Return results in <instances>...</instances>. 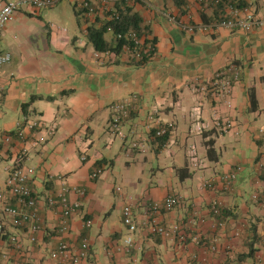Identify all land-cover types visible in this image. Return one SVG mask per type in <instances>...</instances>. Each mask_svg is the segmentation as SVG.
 <instances>
[{
    "label": "crops",
    "instance_id": "crops-1",
    "mask_svg": "<svg viewBox=\"0 0 264 264\" xmlns=\"http://www.w3.org/2000/svg\"><path fill=\"white\" fill-rule=\"evenodd\" d=\"M6 1L18 0L0 3ZM185 2L183 10L172 0L128 2L142 16L155 43L154 57L142 66L131 62L128 48L116 57L97 53L90 42V30L104 26L117 0H96L94 14L66 0L47 9L24 7L7 24L0 52L10 53L12 59L0 66L4 89L0 192L6 191L23 146L15 138L6 142V137L14 136L27 121L37 122L39 128L26 133L42 137L44 143L31 149L22 162L34 171L30 186L39 201L42 230L37 244L31 245L22 235L33 264H60L50 258L60 242L79 247L85 240L90 257L82 264H264V142L258 136L264 127V23L249 33L203 31L202 25L219 19V11L202 7L198 0ZM229 3L254 8L264 19V0ZM105 39L112 42L114 36L107 33ZM235 62L241 79L233 88V108L204 96L200 115L209 129L206 135H197L193 108L200 101L195 85L211 81ZM251 88L256 92V110L251 108ZM129 99H135V108L120 129L127 137L123 140L110 131L112 106ZM154 110L163 123L174 125L164 139L145 132ZM214 114L231 115L236 128L215 133ZM137 135L149 136L145 153L129 150ZM209 140L215 143L212 159L205 146ZM191 146L197 148L203 166L193 167L188 157ZM137 167L142 172H135ZM237 168L241 170L235 184L225 189L222 177ZM96 169L102 174L92 180ZM178 169L187 170L189 176L182 180ZM144 170L150 175L146 183ZM205 181L212 187L204 188ZM79 187L85 189L84 197L69 192L67 198L80 203V210L72 217L69 232L61 234L62 208H50L47 201L58 198L63 189ZM169 196L179 198L180 205L154 214L152 204ZM213 202L227 211L221 222L211 212ZM127 206L138 224L134 234L123 223ZM155 222L165 229L177 226L178 232L169 237L154 234ZM129 236L132 247L125 244ZM252 244L254 258L249 257ZM3 251L13 253L8 239L0 242Z\"/></svg>",
    "mask_w": 264,
    "mask_h": 264
},
{
    "label": "built area",
    "instance_id": "built-area-1",
    "mask_svg": "<svg viewBox=\"0 0 264 264\" xmlns=\"http://www.w3.org/2000/svg\"><path fill=\"white\" fill-rule=\"evenodd\" d=\"M64 0H18V1H6L0 3V42L3 37L7 24L13 19L15 14L22 10L24 7L34 8L37 10L52 8L58 3ZM73 4L83 8L89 14L95 13L94 4L96 0H66ZM198 2L204 8L209 6L219 7L223 5V8L219 11V19L209 24L202 25L200 28L203 31H213L215 29H226L231 32L244 31L246 33L252 32L256 28L263 25V17L254 9L249 7L236 8L232 3L226 0H198ZM120 37V36H119ZM130 37L135 41L136 45L142 47L144 40L138 38L136 34H131ZM153 49L151 47L142 48V55L138 58L146 57L152 59ZM133 55V54H132ZM98 56V54L96 55ZM12 59L10 53L0 52V66L8 64ZM241 79L240 67L236 64H229L226 69H223L217 73V75L208 82L198 83L195 85V93L199 96V103L193 108L194 127L193 130L197 135H203L209 125L203 121L201 114L202 102L204 96L211 97L216 103H224L228 109L233 108V88L234 85ZM3 88L0 87V104ZM135 99L125 100L116 103L112 106V117L110 122V131L112 134L119 135L121 139L126 140V135L121 134L120 129L123 124L131 118L134 111ZM214 126L220 133H229L236 128L237 123L231 115L220 116L214 114ZM37 122L27 121L23 127H21L14 136H7L6 142H11L12 138L19 140L22 143L21 149L18 151L14 166L9 172L7 180L6 191L0 192V242L9 240L13 253L8 251L0 252V264H33L28 250L23 244V236H26V240L31 244H37V235L41 232V224L39 218L38 209V196L36 192L30 186L31 175L34 173L33 169H26L22 166V162L28 156L31 149L38 147L41 143H44L42 137L28 136L26 131H34L39 128ZM147 135L152 138H163L170 134L174 130L172 123H163L157 111H152L147 118V123L144 127ZM258 136L264 142V127L258 130ZM149 137V136H147ZM137 135L135 139L130 142L129 150H137L141 153L147 151L150 139ZM188 157L193 167L198 168L204 165L203 159L200 158L198 150L195 146H191ZM81 160L87 161L86 155H82ZM240 168H237L231 174L224 175L222 181L225 189L230 190L237 180ZM102 174V170L96 169L91 174V179L96 180ZM204 188H211V182L205 181ZM121 191L120 188L117 189ZM69 192H75L81 197L86 194L83 188L63 189L60 196L56 199L50 198L47 204L50 208L60 207L62 208V222L58 231L61 234H67L70 230V221L72 217L79 212L81 204L72 203L67 198ZM256 199V196L254 197ZM180 205V200L177 197L169 196L160 203H153L151 211L154 214L168 213L173 211ZM211 212L214 215L219 214L220 206L217 202H213L211 206ZM10 219L11 224H8L6 219ZM123 223L127 227L130 234H134L138 231V224L135 220L131 207L127 206L123 209ZM10 225V231H9ZM87 226H91V222H87ZM151 232L154 234H160L165 237L177 234L178 227H172L165 229L164 227L156 225L151 228ZM185 239L184 236L181 240ZM126 246L132 247L134 240L132 236H129L125 241ZM90 257V245L87 240L83 241L79 247H74L66 242H60L57 251L50 253V258L58 261L60 264H82L87 262Z\"/></svg>",
    "mask_w": 264,
    "mask_h": 264
},
{
    "label": "trees",
    "instance_id": "trees-1",
    "mask_svg": "<svg viewBox=\"0 0 264 264\" xmlns=\"http://www.w3.org/2000/svg\"><path fill=\"white\" fill-rule=\"evenodd\" d=\"M131 0H117V3L113 10H111L107 14V21L104 23V26L101 29H91L89 32V39L92 43L93 47L95 48L97 53L100 54H113L116 57H119L122 52L128 48L131 51L132 55V63L136 66H142L148 63L150 59H147L146 57L138 58L139 55H142V48L151 47L153 49L152 58L154 57L156 53L155 43L153 40L150 39V29L148 26L144 25V20L142 16L135 12L133 7L128 3ZM174 4L181 10H183L186 6L185 0H172ZM229 2V0H226ZM76 7H79L78 5L74 4ZM217 11H220L223 8V5H220L219 7H216ZM83 11L87 13L86 10L80 7ZM107 33H112L114 36V40L112 42H108L105 39V35ZM136 34L138 38L144 40V44L142 47H139L136 45L135 41L130 37L131 34ZM120 36V37H119ZM238 65L236 62L233 63ZM239 66V65H238ZM228 66L224 67L223 69H226ZM222 69V70H223ZM249 97L251 102V108L253 110H256V107L258 105L256 92L254 88H251L249 91ZM25 110H26V106ZM215 133H220L215 128ZM224 134V133H221ZM206 135L203 134V136ZM167 135L163 138H166ZM214 141L209 140L205 143V146L207 148V155L210 159H212V155L214 153ZM177 173L179 176L181 175V179L184 180L189 176L188 171L185 169H178ZM186 173V176H185ZM264 180V176H263ZM213 214V212H212ZM214 215V214H213ZM216 220L219 222L223 221L225 217H228L227 211L220 210L219 214L214 215ZM255 241L253 242V244ZM251 246L249 257L254 258L256 250L254 249V246Z\"/></svg>",
    "mask_w": 264,
    "mask_h": 264
},
{
    "label": "rangeland",
    "instance_id": "rangeland-1",
    "mask_svg": "<svg viewBox=\"0 0 264 264\" xmlns=\"http://www.w3.org/2000/svg\"><path fill=\"white\" fill-rule=\"evenodd\" d=\"M190 150V149H189ZM164 162H165V160H164ZM145 169H147V171H148V166H146V167H144ZM142 167H137V168H135L134 169V171L135 172H142ZM145 171V170H144ZM147 171H145L146 173L145 174H143V176L145 177V179H144V183H146V182H148V180H150V175L148 174V172Z\"/></svg>",
    "mask_w": 264,
    "mask_h": 264
}]
</instances>
